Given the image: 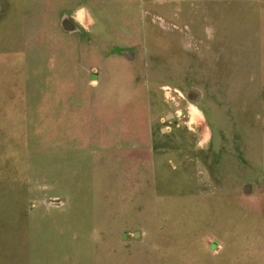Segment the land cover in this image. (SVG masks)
Instances as JSON below:
<instances>
[{
    "label": "rangeland",
    "instance_id": "1",
    "mask_svg": "<svg viewBox=\"0 0 264 264\" xmlns=\"http://www.w3.org/2000/svg\"><path fill=\"white\" fill-rule=\"evenodd\" d=\"M0 264H264V0H0Z\"/></svg>",
    "mask_w": 264,
    "mask_h": 264
},
{
    "label": "crops",
    "instance_id": "2",
    "mask_svg": "<svg viewBox=\"0 0 264 264\" xmlns=\"http://www.w3.org/2000/svg\"><path fill=\"white\" fill-rule=\"evenodd\" d=\"M81 9H83V10H85V11H87L88 13H86L87 14V17H88V20H87V24H82L80 21V24H81V27H80V25H79V27L77 26L76 27V25H74V27H75V31H72V32H77L78 31V29L77 28H82V29H84V30H88L87 28H89V26H90V20L92 19L91 18V16H90V14H89V8L88 7H86V6H81V7H79V8H77V10L74 12L75 14H77L78 13V11H80ZM94 71H96V73L95 72H93L94 74H97V70L95 69ZM94 82H96V84L94 85L93 83ZM98 83H99V80L96 78V79H93V80H91L90 81V84L92 85V87H96L97 85H98Z\"/></svg>",
    "mask_w": 264,
    "mask_h": 264
},
{
    "label": "water",
    "instance_id": "3",
    "mask_svg": "<svg viewBox=\"0 0 264 264\" xmlns=\"http://www.w3.org/2000/svg\"><path fill=\"white\" fill-rule=\"evenodd\" d=\"M63 27L69 31H74L75 28L74 25L69 24L66 20L63 21Z\"/></svg>",
    "mask_w": 264,
    "mask_h": 264
},
{
    "label": "flooded vegetation",
    "instance_id": "4",
    "mask_svg": "<svg viewBox=\"0 0 264 264\" xmlns=\"http://www.w3.org/2000/svg\"><path fill=\"white\" fill-rule=\"evenodd\" d=\"M79 12V11H78ZM196 107V106H195ZM196 109H198L197 107H196ZM198 111L202 114V116H203V113L198 109Z\"/></svg>",
    "mask_w": 264,
    "mask_h": 264
},
{
    "label": "clouds",
    "instance_id": "5",
    "mask_svg": "<svg viewBox=\"0 0 264 264\" xmlns=\"http://www.w3.org/2000/svg\"><path fill=\"white\" fill-rule=\"evenodd\" d=\"M81 11H83V9H81Z\"/></svg>",
    "mask_w": 264,
    "mask_h": 264
}]
</instances>
